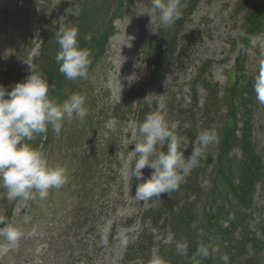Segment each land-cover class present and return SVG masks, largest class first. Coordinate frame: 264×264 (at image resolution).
<instances>
[{
	"label": "trees",
	"instance_id": "obj_1",
	"mask_svg": "<svg viewBox=\"0 0 264 264\" xmlns=\"http://www.w3.org/2000/svg\"><path fill=\"white\" fill-rule=\"evenodd\" d=\"M43 1L48 3V0ZM201 1L182 0L183 19L177 21L174 25H170L163 33H158L153 37H146L142 28L139 31L136 52L137 56L144 61L143 90L145 88L156 89L155 94L158 99L155 103L145 104L143 110L140 111L133 104V101L136 99V102L143 103L145 93L139 98L134 95L126 96L119 99V101L102 102L98 106L99 113L92 114L96 104L95 101L89 102L87 98L88 116L83 121L73 120L71 123H66L61 131L60 135L64 136L63 139L67 146L77 150L78 148L83 149V155L80 160L82 161L83 156L86 157L84 164L81 165L78 169L79 172H77L79 176L84 175L85 179L80 180L78 178L75 186L77 189L74 190L77 204L74 210V220L77 218L78 221H72L74 225L76 223L75 232H78L77 234L74 233L75 237L85 229L84 234L94 235L96 239V242L93 241L92 246L86 248L88 252L84 256V264H94L103 254L104 248L101 243L100 230L96 229V222H94L98 219H87L81 206L82 199L85 200V197H89V194L92 193L95 197L96 195L98 197L106 195L107 200L112 199V195L116 194L118 195V200L121 197L124 200L125 193L123 189L125 184L123 171L127 165L130 167L131 174V167L134 166L136 158L134 154L131 161L127 162L129 152L126 151L125 145L122 144L131 137L132 129L128 128V125L134 123L138 130L139 124L143 122L146 113L158 110V103L161 97L165 98L164 111L170 117L169 125L178 124V134L187 138L189 147L185 152L186 157L190 155L198 135L202 131L213 130L212 127L215 125L217 118L222 115L220 118L221 128L218 129L220 132L219 137L222 139L219 153L223 157L229 158L230 167L228 170L221 168V171H216V174L224 175L227 186L231 183L232 190L230 192L229 190L226 191L225 184L216 181L214 182V189L210 194V199L207 198V201H204L205 193L202 182L206 175L205 154V158L200 161L199 166L192 169L190 174L181 181L177 191L162 194L160 200L140 201L138 211L135 212L136 214L133 215L132 220L139 219L140 227L134 235L128 238L129 243L125 248L121 264H150L153 255L163 258L165 264H186L184 258H188L193 251L197 250L200 244L210 245L213 240V229L215 230L217 225L221 227V221L223 219L226 220V218H220L223 214L225 199L221 197L220 205L218 207L213 206L217 185L220 186V191H224L222 194H225L227 198L229 196L234 197L235 199H231H233L235 205L237 204V207L233 208L235 217L230 222L229 227L226 228L225 232L223 230L219 231L222 242L226 245L225 254L230 258L228 264H264V222L261 217L264 214V154L254 137V129L252 128L254 127L252 123L253 116L250 117V115H255L256 113L263 114V119L259 123L263 133L264 104H260L256 100L253 84L255 78L264 68L259 67L249 72L246 78H241L244 83L242 86L245 90L246 99L231 98L227 102V111L223 115V107L221 106H226V104L222 103V99L218 97L217 92L220 85L214 83L211 76H213L214 65L216 63L226 64L229 61L228 56L218 62L210 59H203L198 62L196 60H185L184 48L190 46L186 27L191 23L192 16L197 11ZM132 9L131 0H70L69 14L62 23L57 21L55 24L54 18H52V20H47V23L43 24L39 34L40 49L33 63L37 64L40 71L47 77L50 85L49 95L51 97L62 102L72 93H82L85 88L90 86L88 81L91 78L90 75L93 74L90 71L98 66L100 63L99 59L106 54L110 38L116 33L113 26L114 22L116 20H124V13L132 15L130 12ZM227 13L233 21L231 32L243 30L247 33L245 38L236 37L235 40L230 41V53L233 54L235 45L232 44L235 41L238 42L240 40L242 43H249L250 39L254 37L256 30L262 28L264 24V0H232ZM69 22L79 28L78 40L80 46L90 48L92 52L89 78L87 80H67L59 72V65L55 61V55L59 51L55 32L60 25L63 26L64 23ZM86 35H90L91 39L85 40L84 37ZM41 38L43 39L42 41ZM246 40L247 42H245ZM195 62L196 65H194ZM233 69V80L238 81L240 72L244 70L239 58L235 61ZM175 74L180 80H185L187 76L191 75L189 81L178 85L180 89L184 86L189 89L190 104L185 105L183 100H177L175 94L172 93L170 85L166 84V81L171 82V76ZM199 89L207 92L205 104L202 108L198 107ZM104 94H107V92H104ZM225 98H227L226 95ZM240 100L242 101V106H244L242 113L246 111V114L243 115H239L235 111L236 108L241 107L239 105ZM237 116L239 118L236 120ZM241 121H243L242 128L239 130V136H236V126ZM112 122L114 131L106 130V127L111 125ZM79 126L80 130H82L79 133L80 135H86L88 130H92L94 138L98 131L102 130L98 134L103 137L105 140L103 143L105 144L102 145L98 157L93 153V151L95 152V146L85 148L82 146L81 140L79 141L75 137L77 133H74V129ZM123 128L127 129L125 134L122 131ZM104 133H106V137L103 136ZM53 136L54 133L49 128L45 136L48 147L52 143ZM42 137L43 135L38 136L36 140L30 142L32 146L38 147ZM91 138L87 139L84 144L90 141ZM137 139L139 141L142 140L139 131H137ZM234 149L238 151L237 160L236 157L230 158L228 154ZM163 150L166 151V145ZM106 151L108 155H106ZM102 158H105V160ZM88 162L90 164L89 169L91 165L95 164V169L89 176L88 173L91 170L88 169V173L86 172ZM99 163L107 165L108 169L107 173H104L106 178L103 174L96 181L100 171L97 167L100 165ZM144 171H148L144 176L145 178L151 175V169L146 167L142 170V172ZM93 179L95 182H92ZM100 180L103 182L100 183ZM137 184L138 181L134 177L131 180L129 177L127 183L129 196L135 193ZM257 186L259 187V200L262 205L258 204V202L256 203V200L254 201L256 195L255 187ZM95 191L96 194L94 195ZM237 199L241 206L236 202ZM226 203H229V199H227ZM208 211H210V214ZM111 213L108 212L104 225ZM205 215H208V217ZM130 221L126 224V227L133 223ZM151 230L158 234H172L173 239L167 245H160L156 243V236L152 234ZM199 232L202 233L199 234ZM203 232L205 238L202 235ZM107 233V244L111 245L114 236V226H111ZM177 242H186L188 244V254L186 256L176 253ZM211 248L210 245V250ZM155 251H157L156 254H154Z\"/></svg>",
	"mask_w": 264,
	"mask_h": 264
},
{
	"label": "rangeland",
	"instance_id": "obj_2",
	"mask_svg": "<svg viewBox=\"0 0 264 264\" xmlns=\"http://www.w3.org/2000/svg\"><path fill=\"white\" fill-rule=\"evenodd\" d=\"M131 1L133 9L130 12L132 15L124 13V20H116L114 22L113 26L116 33L109 40L106 54L99 59L100 63L98 66L90 71L93 73L88 81L90 86L80 93L85 95L89 102L95 101L96 108L92 110V114L99 113L98 106L102 102L111 103L133 95L137 98L138 81L140 79L143 80L144 70L143 60L137 56L136 52L139 31L142 28L146 37H153L158 33H163L169 27L162 24L159 11L152 7V0ZM231 3L232 0H202L197 11L192 16L191 23L186 27L190 46L184 48L186 61L196 60L198 62L203 59H210L218 62L228 56L229 61L226 64L216 63L214 65L213 76H211L214 83H219L220 88L217 95L222 99V103L226 104V106H221L223 107V115L227 111V102L231 98L246 99L245 90L242 86L244 83L241 78H246L249 72L261 67V64L264 63V24L261 29L256 30L254 37L250 39L249 43H242L240 40L238 42L235 41L232 44L235 45V51L233 54L230 53L231 45L229 43L236 38L230 34L233 21L227 12ZM69 5L70 0H48V3L43 0H0V85L11 90L15 76L19 75L25 79V65L27 66L26 63H30L29 57H33L37 54V50L40 49L39 34L41 27L47 23V20H52V18H54L55 24L57 21L61 22L69 14ZM238 58L244 70L240 72L239 79L236 81L235 79L233 80V66ZM196 62L194 65H196ZM190 76H187L185 80H180L175 74L171 76V82L166 81V84L170 85L172 93L175 94V98L183 100L185 105L191 102L190 91L185 86L180 89L178 85L189 81L191 79ZM104 92H107V94H104ZM155 92V88H145L143 90L142 84L140 95L145 93L144 96H146ZM198 94V107L202 108L205 104L207 92L199 89ZM225 95L227 98H225ZM164 101L165 98L163 97L159 99L157 111L161 112L167 122L170 123V117L164 111ZM133 102H136V99ZM239 105L241 107L236 108L235 111L239 115L246 114V111L242 113L244 106H242L241 100ZM221 116L217 118L215 125L212 127L218 134V142L209 145L205 151L204 165L206 167V175L202 182L205 193L204 201H207V198L210 199V194L216 181L223 182L226 186V191L229 190L230 192L232 190L231 183L227 186L225 176L219 173L216 174V171H221V168L228 170L230 167L229 158L223 157L219 153L222 145V139L219 137L220 132L218 131L221 128ZM250 117L253 118L254 137L264 154V131L262 133V127L259 124L263 119V114L256 113L255 115H250ZM238 118L237 116L236 120ZM242 122H239L236 126V136L240 134L239 130L242 128ZM113 128L114 125L112 123L106 127V130L114 131ZM128 128H132L131 138L126 139L122 144L138 143L134 137L137 128L131 123ZM81 131L80 126L75 128L74 133H77L75 137L79 141L81 140L82 146L85 148L95 146V152L93 151V153L98 157L102 145L105 144L103 143L105 141L103 137L98 134L102 130L98 131L95 138L92 130H88L86 135H80ZM122 131L125 134L127 129L123 128ZM103 136L106 137V133ZM63 138V135L58 137L54 135L52 143L48 147L46 137L43 135L38 146L44 151L50 164H60L67 168L68 181L61 189H50L45 199H40L37 196V198L27 202L15 200L11 203L4 198V190L0 189V214L6 216L8 223L20 228L23 232L22 238L15 244L10 243L4 237H0V264H84V256L88 252L86 248L92 246L93 241L96 242L94 235L84 234L85 229L78 236H74V233H78L75 232L76 223L75 225L72 223V221H78L77 218L74 220L73 213L77 205L74 190L77 189L75 187L77 179H85L84 175L79 176L77 172H79L78 169L81 165L84 164L86 157L83 156L81 161L80 157L83 155V149L70 148L65 144ZM89 138H91L90 141L84 144ZM195 146H198V139L194 144ZM228 154L230 158L236 157V160L238 159L237 149L231 150ZM106 155H108L107 151ZM133 155L132 153L129 154V156ZM129 156L128 158H130ZM89 166L88 162L87 173ZM97 167L100 171L96 181L101 178V175L107 173L108 169L105 164H100ZM94 169L95 164L91 165L89 169L91 171L88 176ZM129 175L130 170L126 167L123 171L125 184L123 189L125 193L124 200L122 197L118 200V195L116 194L112 195V199L107 200L106 195L99 197L96 195L95 197L92 193L89 194V197L86 196L85 200L82 199L81 206L87 219H98L94 222H96V229L100 230L101 243L104 248L103 254L94 264H121L126 248L123 246L122 241L125 238H130L139 229L140 220H132L133 215L138 211L140 201L128 195L127 181L129 180ZM88 176L86 177L88 178ZM104 176L106 178V174ZM92 182H95V180L93 179ZM102 182L100 180V183ZM255 190L254 201L256 200V203L258 202V204L262 205L259 200V188L255 187ZM222 192L224 193V191H220V186L217 185L213 206L218 207L220 205L221 197L226 201L229 199V203L224 200V210L222 217H220L226 218V220L223 219L221 221L222 228L217 225L215 230L213 229L210 256L203 258L197 255L196 250L188 258H184L186 264H224L220 257L225 254L226 245L223 244L219 231L223 230L225 232L226 228L229 227L230 222L235 217L233 208L237 204L235 205L233 199H231L234 197L229 196L227 198ZM95 194L96 191L94 192ZM236 202L241 206L238 199ZM108 212L112 213L104 225ZM208 213L210 214V211ZM205 216L208 217V215ZM261 217L264 219V214ZM129 221L133 223L126 227ZM106 226H114V236L111 245L107 244L108 230L105 232ZM3 227L4 225H0V228ZM151 232L156 236V243L160 245L169 244L170 236L173 239L172 234H158L154 230H151ZM201 233L199 232V234ZM202 235L205 238L204 232Z\"/></svg>",
	"mask_w": 264,
	"mask_h": 264
},
{
	"label": "clouds",
	"instance_id": "obj_3",
	"mask_svg": "<svg viewBox=\"0 0 264 264\" xmlns=\"http://www.w3.org/2000/svg\"><path fill=\"white\" fill-rule=\"evenodd\" d=\"M152 7L159 11L160 20L165 26L183 19L182 0H152ZM230 34L240 38L247 36L243 30H234ZM78 36L79 28L71 22L60 25L55 32L59 45L55 61L59 65V72L69 81L89 78L92 52L90 48L80 46ZM84 39L90 40L91 36L86 35ZM26 64L28 75L23 81L16 82L11 90L0 85V189L4 190V198L10 203L15 200L27 202L37 196L45 199L50 189L59 190L67 183V168L50 164L44 151L33 147L30 142L38 136H46L49 128L58 137L66 123L83 121L89 114L85 95L74 92L62 102L58 101L49 95V81L39 66ZM261 67L264 68V63ZM253 91L256 100L264 104V70L255 78ZM157 99L155 93H149L143 103L133 104L142 111L145 104L155 103ZM178 127L176 123L169 125L165 116L158 111L146 113L139 124L142 140L131 151L136 158L131 167L130 180L134 177L142 182L137 184L133 199L141 202L160 200L162 194L177 191L182 179L205 158L208 146L218 142L215 130L202 131L197 138L198 146L192 147L190 155L186 157L189 145L187 138L178 134ZM165 145L166 151L163 150ZM146 167L152 170L147 178L142 172ZM0 225H4L0 228V237L10 243L15 244L22 238V230L8 223L3 214H0ZM108 227H105V232ZM128 243L127 238L122 241L124 247ZM176 253L186 256L188 244L177 242ZM197 255L208 258L210 245L200 244ZM220 259L228 264L230 258L224 254ZM150 264H165V261L153 255Z\"/></svg>",
	"mask_w": 264,
	"mask_h": 264
},
{
	"label": "water",
	"instance_id": "obj_4",
	"mask_svg": "<svg viewBox=\"0 0 264 264\" xmlns=\"http://www.w3.org/2000/svg\"><path fill=\"white\" fill-rule=\"evenodd\" d=\"M140 83H141V82H139V86H138L139 91H140V88H141ZM131 149H132V148H131Z\"/></svg>",
	"mask_w": 264,
	"mask_h": 264
}]
</instances>
